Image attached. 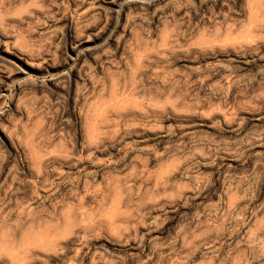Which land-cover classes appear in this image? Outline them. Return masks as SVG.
Masks as SVG:
<instances>
[{
	"label": "rangeland",
	"instance_id": "obj_1",
	"mask_svg": "<svg viewBox=\"0 0 264 264\" xmlns=\"http://www.w3.org/2000/svg\"><path fill=\"white\" fill-rule=\"evenodd\" d=\"M0 264H264V0H0Z\"/></svg>",
	"mask_w": 264,
	"mask_h": 264
}]
</instances>
